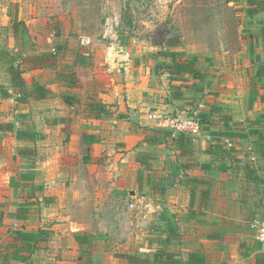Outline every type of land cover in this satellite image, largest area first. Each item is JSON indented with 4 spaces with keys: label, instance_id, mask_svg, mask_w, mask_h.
<instances>
[{
    "label": "crops",
    "instance_id": "crops-1",
    "mask_svg": "<svg viewBox=\"0 0 264 264\" xmlns=\"http://www.w3.org/2000/svg\"><path fill=\"white\" fill-rule=\"evenodd\" d=\"M225 3L236 23L212 50L128 46L120 68L104 41L81 45L76 0H0V53L23 80L14 87L0 57V264H129L159 249L168 224L183 264L190 253L254 264L264 246L249 224L264 218V159L249 175L253 145L242 136L264 118V47L253 37L264 11ZM162 51L194 60L197 74L170 81ZM45 55L56 57L29 60ZM191 111L211 124L172 138L164 118ZM131 204L144 220L117 214Z\"/></svg>",
    "mask_w": 264,
    "mask_h": 264
},
{
    "label": "rangeland",
    "instance_id": "rangeland-1",
    "mask_svg": "<svg viewBox=\"0 0 264 264\" xmlns=\"http://www.w3.org/2000/svg\"><path fill=\"white\" fill-rule=\"evenodd\" d=\"M76 6L82 22L80 35L90 36L99 45L103 42L105 19L118 17L119 25L114 30L126 52L128 46L149 51L154 42L164 40L167 25L184 39V45L178 49L188 45L199 52L212 50L236 23L225 0H76ZM104 42V57L111 62L106 57L109 41ZM259 160L257 157L256 163Z\"/></svg>",
    "mask_w": 264,
    "mask_h": 264
},
{
    "label": "trees",
    "instance_id": "trees-1",
    "mask_svg": "<svg viewBox=\"0 0 264 264\" xmlns=\"http://www.w3.org/2000/svg\"><path fill=\"white\" fill-rule=\"evenodd\" d=\"M264 11V0H247V7L245 10L246 15H255L260 12ZM167 28L164 30L163 34H167ZM162 32L157 33V36L160 37ZM253 37L260 38L263 47H264V26L260 28L259 33L257 35H254ZM162 40L160 39L159 42H154V46L161 47ZM160 54L169 57L172 60V65L170 66H163L164 69H167L169 72V78L170 81H183L182 76L184 75H196L197 70L195 67V61L191 59H186L184 57L183 53H178L176 51H162ZM0 57L2 60L8 65V72L11 78L12 85L14 87L16 86H22L23 80L21 78L22 71L19 70V67H15L14 59L7 56L3 52L0 53ZM56 56L55 55H45L41 57H31L29 58L30 61H43L46 59L54 60ZM260 78L264 79V62L260 64ZM58 78L62 81H70V77L65 75L64 73H59ZM264 85V82L263 84ZM43 90L42 87L37 86L35 95H40V91ZM171 93L173 97H182L183 93L179 92V87H173L171 88ZM264 90V87H263ZM35 96V97H36ZM47 96V93L40 96L41 98H45ZM37 98V97H36ZM200 125L203 130H206L211 124L209 121V117L207 114H200L199 115ZM223 120H227L224 118ZM247 132L242 136L243 139L251 138V144L253 145L255 149L256 155L260 159H264V118H257L252 121H247L246 124ZM21 137V136H20ZM23 138V137H22ZM29 139H32V137H28ZM228 138L231 140V136L228 135ZM147 141V138H146ZM20 151V150H19ZM250 161V160H249ZM249 163V162H248ZM203 166V165H202ZM254 166L252 162L248 164L247 170L249 171V175L252 174L251 168ZM163 232H165L166 236L164 239L160 240L159 249H157L152 254H147L144 257L140 256H134V255H128L127 261L129 264H183L181 253L180 251H177L175 249H172L171 246L177 245V233L173 225H166V227L163 229ZM188 264H203L204 263V256L198 253H190L187 257ZM85 264H88V261L85 262ZM254 264H264V251L261 253H258L255 256Z\"/></svg>",
    "mask_w": 264,
    "mask_h": 264
},
{
    "label": "built area",
    "instance_id": "built-area-1",
    "mask_svg": "<svg viewBox=\"0 0 264 264\" xmlns=\"http://www.w3.org/2000/svg\"><path fill=\"white\" fill-rule=\"evenodd\" d=\"M118 25V17L115 16L106 18L102 27L101 39L103 41H109L106 57H110L112 63H117L118 61L121 68L122 64L119 59L128 56L125 47H122L120 39L114 30V28ZM90 44V37L86 36L81 39V45L88 46ZM164 123L170 126L172 138H175L177 135L180 134L190 137H199L205 131L200 125L199 113L197 111H191L185 116L184 120H182L179 116L165 117ZM228 146L230 147L231 144H228ZM246 151L250 154V162L256 164L257 155L255 153L254 148L252 146H249L247 147ZM126 209H131L136 212L137 217L141 220H144L146 218L145 215H141L137 207H135V205L133 204L128 205L127 208L125 206H120V209L117 210V214L122 216L124 214L123 210ZM249 229L253 232V237L255 241L264 246V218L259 221H252L249 224Z\"/></svg>",
    "mask_w": 264,
    "mask_h": 264
},
{
    "label": "water",
    "instance_id": "water-1",
    "mask_svg": "<svg viewBox=\"0 0 264 264\" xmlns=\"http://www.w3.org/2000/svg\"><path fill=\"white\" fill-rule=\"evenodd\" d=\"M167 31L168 33L161 44V49L171 50L184 45V39L177 30L167 25Z\"/></svg>",
    "mask_w": 264,
    "mask_h": 264
},
{
    "label": "flooded vegetation",
    "instance_id": "flooded-vegetation-1",
    "mask_svg": "<svg viewBox=\"0 0 264 264\" xmlns=\"http://www.w3.org/2000/svg\"><path fill=\"white\" fill-rule=\"evenodd\" d=\"M167 34H165V36H166ZM165 36H164V38H165Z\"/></svg>",
    "mask_w": 264,
    "mask_h": 264
}]
</instances>
